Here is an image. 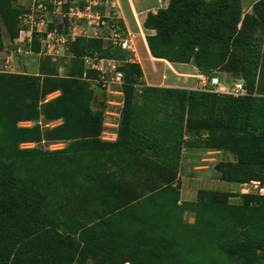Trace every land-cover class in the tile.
Instances as JSON below:
<instances>
[{"label":"trees","instance_id":"16d2710c","mask_svg":"<svg viewBox=\"0 0 264 264\" xmlns=\"http://www.w3.org/2000/svg\"><path fill=\"white\" fill-rule=\"evenodd\" d=\"M167 1L143 24L151 56L243 80L248 93L147 86L103 35L69 44L59 74L34 33L36 73L0 68V264H264V196L204 188L181 200L179 180L184 150L200 149L234 159L215 163V180L264 184V0L245 14L241 0ZM25 11L0 0V51ZM94 55L123 62L114 141L92 106L97 72L83 58ZM42 142L64 146H29Z\"/></svg>","mask_w":264,"mask_h":264},{"label":"built area","instance_id":"2783aa9c","mask_svg":"<svg viewBox=\"0 0 264 264\" xmlns=\"http://www.w3.org/2000/svg\"><path fill=\"white\" fill-rule=\"evenodd\" d=\"M27 11L20 17L21 30L16 43L24 45L32 42L34 33L39 37L40 51L38 56L60 58L66 55L68 46L78 37H101L109 40L114 47L128 53L125 62L138 63L135 36L130 33L121 34L117 24L119 6L115 0H27ZM80 3L83 5L80 6ZM109 21L111 24L109 25ZM67 23V26L64 25ZM53 25L52 28L50 26ZM63 25L64 31H59ZM28 50V49H27ZM26 54H31L28 50ZM86 69L95 70V80L101 89L111 90L114 86L121 87L123 74L118 69L123 63L120 60L100 58L96 55L83 58ZM13 59L4 57V67L11 68ZM194 78L200 82V90L232 96L246 95L248 92L243 80H230L226 86L220 77H207L197 72ZM31 145V144H30ZM255 193L264 196V184L256 181Z\"/></svg>","mask_w":264,"mask_h":264},{"label":"rangeland","instance_id":"374dc122","mask_svg":"<svg viewBox=\"0 0 264 264\" xmlns=\"http://www.w3.org/2000/svg\"><path fill=\"white\" fill-rule=\"evenodd\" d=\"M257 0H241V6H242V14H245L247 12H251V5L256 2ZM1 41L3 46L6 48L5 50L0 51V68H2L4 64V57L10 55V58L13 59V64L11 68H8V71H14V72H25L28 74H35V70L37 68V64L39 61V58H33L31 57V54H26L25 50H29L26 45L22 43H14V40H10L5 32L1 30ZM138 37L136 42L137 50L140 55L141 59V68L143 71L142 76V83H145L147 81L150 84H159V81H161V76L164 74L167 76V82L175 81L177 83L182 84L184 81V78L179 77L178 75L174 74L172 71L167 69V67L163 63H157L155 65L157 71H152V66L149 61L143 57V52L141 50L139 39ZM71 44V43H70ZM27 50V51H28ZM69 60V57L66 55L63 58H58L57 64H58V72L59 74H63V65L66 64ZM174 70L177 72V67L173 66ZM219 77L221 81H224L226 86H229V76L226 74H219ZM145 80V81H144ZM90 87L93 90V103L92 106L94 109L97 110H104V122H103V132L104 130L107 132V135L105 137H112L109 133L115 132L113 129V124H117L118 118L117 115L119 114L122 103H123V93H122V87L114 86L111 88V90H105L101 89V87L96 84L94 81L91 82ZM200 88V87H199ZM58 93L51 94L47 97V99L53 98ZM55 123H51L48 126H52ZM21 125H27L30 126L31 123H22ZM103 136V133L101 137ZM29 146H36L42 149H58L62 148L64 145L62 143H47L42 142L39 144H32ZM192 152V153H189ZM204 150L200 149H194V151L186 150V153L183 155V163H182V169L180 175L183 176L181 179L180 176V183H181V200H187V201H193L196 198V192L199 189H212V190H218V191H230L234 193L239 194H246V193H255L254 182H249L247 184H236V183H229L225 181L215 180V170L214 165L219 160H229L233 161V157L231 155H224L218 151H209V154L203 155ZM203 159H206L207 161H202ZM200 165H207V169H194V167H198ZM197 170V171H195ZM232 202H239L240 199L238 197H232ZM185 220L187 222L193 221V216L190 213H185L184 216Z\"/></svg>","mask_w":264,"mask_h":264},{"label":"crops","instance_id":"0c3cea01","mask_svg":"<svg viewBox=\"0 0 264 264\" xmlns=\"http://www.w3.org/2000/svg\"><path fill=\"white\" fill-rule=\"evenodd\" d=\"M115 1L119 6L118 17L124 26L125 32L133 34L135 36L136 38L135 44L136 42H138L137 41L138 37H140L139 44L143 52V57H145V59L149 61V63H151L152 71L153 72L157 71L155 67L157 63H163L167 67V69H169L179 77L184 78L185 81L182 84L177 83L175 81L167 82L168 78L166 75L163 74L161 76V81H159V84H150L145 80H144L145 81L144 84L147 86L164 87V88H179L186 90L199 89L201 84L194 78V76L198 72V69L193 64L169 63L166 60L156 59L152 57L149 52L145 37L146 35L154 34V31L145 29L143 26L144 21L148 13H156L158 9L165 8L168 4V1L167 0H115ZM18 2L24 6H27L28 4L27 0H18ZM136 49H137V45H136ZM137 54H138V64L141 67V59L138 50H137ZM173 66L177 67V72L174 70ZM115 115H117V118L119 119V114H115ZM117 126H118V121L117 124H113V127H115L113 131L115 130V132L109 133L112 137H105V135H107V132L104 130L102 138L104 140L114 141L116 139ZM189 151H194V149H190ZM184 153H186V150H184L183 155ZM209 153H210L209 151H205V153L203 152V155ZM183 159H182V163H183ZM202 161L204 162L207 160L203 159ZM194 169H198V170L207 169V165H200L198 167H194ZM180 176L181 175H179V179ZM182 178L183 176H181V179Z\"/></svg>","mask_w":264,"mask_h":264},{"label":"bare ground","instance_id":"6f19581e","mask_svg":"<svg viewBox=\"0 0 264 264\" xmlns=\"http://www.w3.org/2000/svg\"><path fill=\"white\" fill-rule=\"evenodd\" d=\"M252 182L256 183V181H252Z\"/></svg>","mask_w":264,"mask_h":264}]
</instances>
